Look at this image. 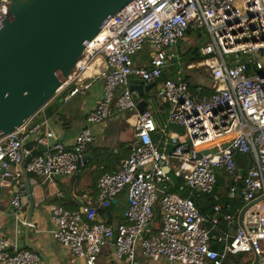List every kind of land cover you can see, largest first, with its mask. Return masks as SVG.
I'll use <instances>...</instances> for the list:
<instances>
[{
    "label": "built area",
    "instance_id": "2783aa9c",
    "mask_svg": "<svg viewBox=\"0 0 264 264\" xmlns=\"http://www.w3.org/2000/svg\"><path fill=\"white\" fill-rule=\"evenodd\" d=\"M11 3L0 0V30ZM192 32L210 37L201 47L202 58L184 65L187 74L180 79H163L170 50ZM146 45L151 47L148 63L137 64L135 57ZM193 73L203 80L193 84L186 79ZM95 78L104 79L103 92L75 143L56 140L26 161L32 142L48 144L55 137L46 120L29 125V119L0 137V175L21 176L8 171L11 161L26 162L28 172L46 179L73 175L94 140L92 126L104 124L114 108L137 110L132 78L157 84L156 95L169 104V116L161 123L152 109L137 111L131 152L116 171L99 177L98 195L83 193L82 210L50 205L54 238L84 264H99L104 246L115 235L116 258L130 264H155L163 257L179 264H223L230 253L257 254L258 264H264V0H132L86 47L56 94L67 89L68 101ZM176 125L185 131L172 128ZM205 149L208 153L198 157ZM236 153L253 156L243 176ZM219 170L241 180V187H231L232 198L238 191L246 205L261 198L245 211L243 226L222 252L212 248L211 231L192 197L171 191L175 173L188 187L211 193ZM15 185L10 202L25 223L28 194L23 182L16 180ZM123 192L129 202L125 219L110 225L100 209L118 205ZM157 204L163 227L154 233ZM11 246L8 238L0 237V264H44L37 251Z\"/></svg>",
    "mask_w": 264,
    "mask_h": 264
},
{
    "label": "crops",
    "instance_id": "0c3cea01",
    "mask_svg": "<svg viewBox=\"0 0 264 264\" xmlns=\"http://www.w3.org/2000/svg\"><path fill=\"white\" fill-rule=\"evenodd\" d=\"M182 40L178 46L170 50L171 59L169 60L165 72H168L169 77L174 79H180V76L187 74L183 70L184 65H188L187 59L190 58L191 49L188 51L187 58H183V53L186 50L181 49L183 44ZM188 50V49H187ZM136 55L135 61L137 64L147 65L151 47L147 46L144 50ZM184 51V52H183ZM196 74H190L191 78H186L193 84H197L203 80L201 75H196L199 80H195ZM103 78H95L90 82L87 89L77 95L71 97L68 101L64 100L66 90L63 94H56L55 97L44 106L38 113L30 118L29 125L47 121L49 128L55 133L56 140H61L68 145L75 143L76 135L81 128L86 124V116L90 110H92L100 99L103 92ZM157 84L150 88V90H143L140 100H146V108L152 109L158 122L164 123L169 116V104L158 98L156 95ZM121 91V87L117 90V93ZM134 93L137 90H133ZM137 110H126L123 112L113 109V113L104 124H96L92 126L94 134V140L89 146L88 150L83 154L86 155L85 161H83L76 172L70 176L68 180H64L65 177H55L52 179H46L41 176H36L28 172L26 177L23 173V164L11 165L8 171L21 173L19 178L13 177L14 182L4 178L0 175V237L8 238L11 242L10 250L17 248H28L37 251L44 261V264H84L81 258L76 257L69 247L60 244L53 236V229L55 223L50 213V205L53 203H59L65 207L75 210H82L84 201L81 195L85 192L90 193L94 197L99 193L98 179L104 172H114L120 166L122 159L127 158L131 152V144L135 135L136 129V113ZM177 129V127L172 126ZM179 131V130H178ZM38 143L32 142L31 147L36 148ZM240 166V165H239ZM238 166L239 172L245 175V168L242 169ZM245 170V171H244ZM219 182L220 178L228 183L231 178L234 177L223 170H219ZM15 176V174H14ZM3 179V180H2ZM27 179L30 185L33 187V194L35 197V207L32 219V227L29 232V236L25 238V223H22L21 219L16 217V212L11 205L10 190L15 189L16 180L26 184ZM241 182V180H236ZM235 182V183H236ZM232 184V182H231ZM230 184V185H231ZM236 185V184H234ZM179 192L187 193L190 191V187H182ZM222 191L221 196L228 194L230 199V192L227 188ZM197 192L202 190L195 189ZM200 197V196H199ZM119 204L113 209L112 214H100L102 218L110 225L116 226L121 223L125 217V211L129 207L127 194L123 192L119 196ZM224 204L218 203L214 209V215L207 220L205 217L204 224L211 231L215 227L219 229V235L215 234L214 241H211V245L215 244L221 246V251L224 250L227 242L236 234L240 225L238 224L241 211L246 206V202L237 204L236 210L232 213H227L223 209ZM111 207V206H110ZM28 208V205H27ZM230 215L231 218H227ZM217 224V226H216ZM238 224V225H236ZM226 228H225V227ZM28 243V245H27ZM31 246H34L33 249ZM253 253H246L244 261H249V264L254 262ZM137 257L141 261L143 259L142 249L137 246ZM230 262L229 254H227L225 262ZM233 261V260H232ZM99 264H130L127 260H119L115 256L114 241L107 243L100 256ZM155 264H179L177 262H170L166 258H160Z\"/></svg>",
    "mask_w": 264,
    "mask_h": 264
},
{
    "label": "water",
    "instance_id": "95a60500",
    "mask_svg": "<svg viewBox=\"0 0 264 264\" xmlns=\"http://www.w3.org/2000/svg\"><path fill=\"white\" fill-rule=\"evenodd\" d=\"M131 1L12 0L0 30V137L22 126L55 97L86 47L113 15ZM155 84L146 83L143 79H131L130 88L137 90L133 97L141 112L145 110L147 103L146 100H140L141 93L144 89L150 90ZM55 142L56 138H50L48 144L38 143L26 157V161ZM206 153L207 149L197 155L202 157ZM86 157H81L79 165ZM10 164L15 163L11 161ZM22 170L27 177L26 162ZM5 171L3 168L1 174ZM6 177L15 181L12 175L4 176ZM215 177L218 184L219 172H216ZM69 178L70 176H65L63 181ZM25 188L28 208L24 234L27 239L32 227L35 197L28 179ZM260 199L243 208L238 221L240 226H243L245 211ZM154 209L157 213L156 206ZM116 239L117 235L113 241ZM30 247L36 249L34 246ZM258 262L259 256L255 254L252 264Z\"/></svg>",
    "mask_w": 264,
    "mask_h": 264
},
{
    "label": "trees",
    "instance_id": "16d2710c",
    "mask_svg": "<svg viewBox=\"0 0 264 264\" xmlns=\"http://www.w3.org/2000/svg\"><path fill=\"white\" fill-rule=\"evenodd\" d=\"M190 56L191 57L186 60L188 64H190L196 60L201 59L202 58L201 48L199 46H194L191 49ZM168 77H169L168 72H164L163 79H166ZM178 130H180V129H178ZM235 159H236L237 165L238 166L240 165L239 167H241L242 169L245 168V170H247V171H248L249 166L253 162V156L249 153H236ZM247 171H246V173H247ZM173 176H174V179L176 181V188H172L171 191L177 192L181 196H184V197H192L196 206L199 208V210L206 217L207 220H210V218L214 215V212H213L214 210H211V209H214V207L218 203L224 204L223 209L227 213H232L234 210H236L237 204L241 203V205H242V202L244 203V198L239 191H238L237 195L235 197H233V199H230L228 194L225 196H221L222 191L225 190L224 188H227L230 192V189L234 184L241 187V185H242L241 182H236L234 180V178L233 179L231 178V181H229L228 183H226L223 180V178H220V182L215 185L214 190L211 193H206L203 191L199 193L195 189H190V191H188L187 193L182 194L179 191H181L183 189L182 187L187 186L185 184V180L175 173L173 174ZM231 182H232V184H231ZM115 207L116 206H111V207L102 209L101 210L102 214L103 215H105L107 213L112 214L113 209H115ZM156 207H157V213L153 219V224H152V232H154V233L158 232L163 227L159 204H157ZM216 226H217V224H216ZM208 227H211V226L208 225ZM219 229H224V228L215 227L214 230H212L211 241H214L215 234L219 235V232H218ZM211 246L213 249H216L219 252H222L221 246H217L215 244L214 245L212 244ZM245 254L246 253L229 254L230 262L228 261V262H225L223 264H249L250 263L249 261L246 262L243 260L245 257Z\"/></svg>",
    "mask_w": 264,
    "mask_h": 264
},
{
    "label": "rangeland",
    "instance_id": "374dc122",
    "mask_svg": "<svg viewBox=\"0 0 264 264\" xmlns=\"http://www.w3.org/2000/svg\"><path fill=\"white\" fill-rule=\"evenodd\" d=\"M210 41V37L209 35H205L203 37H198V35L196 33H188L187 36L185 37L183 44L181 45V49L182 50H186V52L183 53V58H187L188 51L190 49H192L194 46H199L200 48L205 45L206 43H208ZM148 45L145 46V48L142 50V52H145L144 50L146 49ZM188 49V50H187ZM195 80H199V78H197V76L195 75ZM175 127H177L178 129H180V132H184L185 128L183 126H179L176 125Z\"/></svg>",
    "mask_w": 264,
    "mask_h": 264
},
{
    "label": "clouds",
    "instance_id": "9594fccd",
    "mask_svg": "<svg viewBox=\"0 0 264 264\" xmlns=\"http://www.w3.org/2000/svg\"><path fill=\"white\" fill-rule=\"evenodd\" d=\"M27 215V214H26ZM26 220V219H25ZM231 254V253H230Z\"/></svg>",
    "mask_w": 264,
    "mask_h": 264
}]
</instances>
